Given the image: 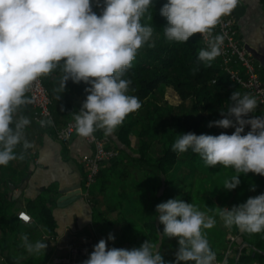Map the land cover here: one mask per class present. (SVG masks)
Returning a JSON list of instances; mask_svg holds the SVG:
<instances>
[{"label": "clouds", "instance_id": "obj_1", "mask_svg": "<svg viewBox=\"0 0 264 264\" xmlns=\"http://www.w3.org/2000/svg\"><path fill=\"white\" fill-rule=\"evenodd\" d=\"M95 3L99 14L93 11V0H0V166L23 161L27 150L34 146L25 131L31 120L21 114V109L32 103L27 93L34 82L56 70L61 73L53 89L57 100L68 80L90 85L84 89L87 95L79 112L72 114L75 131L81 137H91L98 130L108 136L130 113L141 108L139 98L129 94L132 82L124 75L140 49L156 46L154 27L141 23L152 9L153 0ZM238 3L239 0H167L160 9L167 19L163 36L169 43H186L194 34H201L207 47L199 50L198 61L210 67L221 55L225 39L224 34L214 35V29ZM148 18L152 19L150 15ZM198 70L194 68L193 74ZM257 107L256 96L234 91L227 109L221 110L223 118L208 125L234 128L231 135L177 134L172 151L191 149L207 167L234 169L238 175L225 181L226 190L240 184L241 173L264 176V116L245 119ZM38 123L48 127L53 122L42 119ZM246 125L251 126L247 133ZM18 146L22 148L19 155ZM217 208L225 227H236L248 234L264 232V194L249 197L231 209ZM156 211L163 225L161 237L178 239L175 261L168 264H214L216 253L203 231L214 227L213 217L178 198L159 203ZM21 240L29 253L38 254L47 248L45 242H29L27 235H22ZM107 240L114 241L115 236L110 233ZM107 240L102 238L94 245L82 264H166L158 244L149 240L132 249L109 248Z\"/></svg>", "mask_w": 264, "mask_h": 264}, {"label": "trees", "instance_id": "obj_2", "mask_svg": "<svg viewBox=\"0 0 264 264\" xmlns=\"http://www.w3.org/2000/svg\"><path fill=\"white\" fill-rule=\"evenodd\" d=\"M167 0H153V7L142 18L141 23L154 27L153 40L155 47L145 45L138 51L132 67L125 73L124 78L131 80L130 95H135L141 102V108L130 113L123 124L115 132L108 135L116 139L113 146L119 154L105 163L90 191L88 201L92 203L94 215L103 217L100 210V199L106 205V213H117L118 218L112 224H119L122 235L121 245L139 248L145 241L160 245L159 251L169 247L176 254L179 244L177 238L161 237L163 225L160 224L156 206L168 199H184V187L191 177L204 173L207 167L198 154L189 149L178 153L172 151V144L177 134L195 133L219 135L224 132L231 135L234 128L209 127V122L223 118L221 110H226L230 103L231 94L243 90L233 84L228 76L220 69L215 58L210 67L198 61V52L203 48L202 43L194 34L186 43H169L163 36V28L167 19L160 14V9ZM93 11L99 14L100 8L96 7L93 0ZM149 15L152 19H149ZM198 71L193 74V69ZM61 73L54 71L47 77H42L43 85L52 98L51 112L53 123L48 127H41L35 121V112L30 104L21 109V114L31 120L26 128V138L33 143L28 149L23 161L13 160L7 167L0 166V227L5 230L15 202L12 200L11 185L17 186L25 182L32 173L37 150L42 145L46 134L55 136V129L73 121V113L79 112L83 101L86 99L84 89L90 85L79 84L68 80L66 90L57 100L53 91L58 86ZM168 87H173L180 95L182 103L178 106L170 105L165 98ZM134 89V91H132ZM29 96V94L27 93ZM261 115L259 106L251 116ZM251 127L245 126V133ZM137 132V133H136ZM100 138L107 137L102 130L96 131ZM139 138V147L136 154L131 152V135ZM56 137V136H55ZM114 140V138H113ZM130 150V151H129ZM22 151L17 147L16 153ZM226 169V168H225ZM234 171V169L227 168ZM260 186L259 194H264V176L248 173ZM93 187V186H92ZM91 187V188H92ZM195 203L199 207V197ZM56 202V201H55ZM32 201L30 208L36 210L34 222H43L47 232L43 241L48 244L50 238L54 239V223L51 210L46 202ZM17 220L20 221L17 217ZM21 222V221H20ZM22 223V222H21ZM111 224V225H112ZM232 233L240 235L238 245L248 244L246 248L254 249L253 255L264 253V232L248 234L240 232L236 227L231 228ZM210 237V236H209ZM227 237L223 231L218 238L210 237L214 247L212 250L221 257L218 245ZM11 244L6 235L0 237V251L4 261L0 264H23L16 254H7V247ZM217 250V251H216ZM18 251V250H16ZM253 255H240L234 258L231 264H246V260ZM175 256L173 257V262ZM238 261V262H237ZM183 264V262H181ZM194 264V262H188Z\"/></svg>", "mask_w": 264, "mask_h": 264}, {"label": "crops", "instance_id": "obj_3", "mask_svg": "<svg viewBox=\"0 0 264 264\" xmlns=\"http://www.w3.org/2000/svg\"><path fill=\"white\" fill-rule=\"evenodd\" d=\"M241 2L246 10L238 23L240 34L246 44L264 55V0H241ZM232 14L234 13L232 12ZM91 153L92 148L77 133L67 145L58 141L53 135H44L42 145L37 150L31 175L25 182L20 183V187L18 184L15 190H12L11 197L15 204L10 218L6 222L8 226L5 230L0 227V237L6 235L11 241L7 247V254L13 255L19 252L18 257L25 261L23 264H53V257L65 256L70 247L88 246L93 248L102 238L107 240L110 233L115 236V240H107L109 248H133L121 245V227L117 223L111 225L116 222L118 217L110 219L103 213V217L96 219L92 203L88 199L82 198L68 206L57 205L60 197L67 193L69 196H73L76 192H73L72 189L79 183L83 185L85 171L82 158ZM32 201L40 202V206L42 202H46L51 210L54 223L55 238L53 240L50 238L45 251L41 250L38 254L28 251L22 252L18 249L21 244L23 245L22 235H27L29 242L33 244L37 241L44 242L43 236L48 239L47 232L43 228V222L24 224L17 220L18 213L21 211L29 213L34 220L36 210L30 208ZM102 206L99 207L101 212L104 209ZM224 243L225 240L218 245L219 252L224 250ZM158 247L160 248V245ZM241 247L239 246L238 252ZM246 247L242 254L245 256L255 254L254 249ZM160 253L166 264L173 262L175 252L169 247ZM3 256L0 251V261H4ZM246 264H264V253L253 255L252 259L246 260Z\"/></svg>", "mask_w": 264, "mask_h": 264}, {"label": "built area", "instance_id": "obj_4", "mask_svg": "<svg viewBox=\"0 0 264 264\" xmlns=\"http://www.w3.org/2000/svg\"><path fill=\"white\" fill-rule=\"evenodd\" d=\"M215 34L225 35L221 55L216 58L221 71L228 76L233 84L239 86L244 93H251L257 97L258 106L261 110V115L259 116H264V80L258 72V61L246 48V42L240 34L239 24L235 15L231 14L223 17L221 23L214 29ZM197 36L203 48H206V42L201 34L197 33ZM259 67H262V65L260 64ZM28 94L32 99L30 105L35 112V121L37 123L42 119H50L53 121L51 112L52 98L49 91L43 85L41 78L34 82ZM247 126L251 127L250 125ZM75 135L74 121L55 129L57 140L66 145L72 141ZM83 138L92 148V153L82 158V165L85 171L82 195L83 198L88 199L90 197L91 187L95 183L102 166L115 159L119 152L109 144L107 138H100L96 132L91 137ZM85 188L87 191H85ZM25 217H28V219L25 220ZM18 219L24 224H32L34 222L32 216L26 211L19 212ZM239 240L240 235L229 233L221 257L216 255L214 264H224L225 260H227V264H231L232 259L238 258ZM92 251V247L72 246L65 256H55L52 262L53 264H82L84 260L88 259Z\"/></svg>", "mask_w": 264, "mask_h": 264}, {"label": "rangeland", "instance_id": "obj_5", "mask_svg": "<svg viewBox=\"0 0 264 264\" xmlns=\"http://www.w3.org/2000/svg\"><path fill=\"white\" fill-rule=\"evenodd\" d=\"M259 65L260 64L257 62L258 72L260 74V77L264 80V68L259 67ZM165 98L166 101L172 106H178L182 103L180 95L175 91L173 87L167 88ZM130 137L132 141L131 152L136 154L139 147V138L135 134H132ZM104 138H107L111 146H115L117 144L115 142L116 139L113 136H107ZM203 172L204 173L199 172L198 174H196L197 176L194 175V177H190L188 179L186 186L183 188V193L186 196L183 200H181L186 203H192L198 210L205 212L207 216L213 217L215 219L216 223L214 227L203 230L212 249L214 247V244L210 240L211 236L212 238H218L220 236V233L223 231V233H225L227 237L228 234L232 232L231 229L225 227L223 220L218 215L217 207L231 209L233 206H238L242 203H245L249 197L260 195V186L257 181L253 179V177L241 173L239 174L240 184L233 190H226L223 188L224 183L226 180H229L233 176L238 175L235 171L225 169L221 165H217L215 167H206ZM94 189L95 185H93L90 191L92 192L94 191ZM85 191H87L86 188ZM196 196H198L200 200L199 207L194 202V198ZM102 200L103 199L101 198L100 205H103L102 207L104 208L102 209V212L104 211L103 213L106 214L110 219H115V217H118L117 213H106L107 207H105ZM95 218L97 219L96 215ZM224 244H226V239ZM18 249L22 252H27L22 244ZM215 253L217 254V252Z\"/></svg>", "mask_w": 264, "mask_h": 264}, {"label": "water", "instance_id": "obj_6", "mask_svg": "<svg viewBox=\"0 0 264 264\" xmlns=\"http://www.w3.org/2000/svg\"><path fill=\"white\" fill-rule=\"evenodd\" d=\"M245 10H246L245 6L241 2V0H239L237 8L233 11L238 23H239L240 19L244 16ZM246 48L254 56V58L256 60H258L259 63H261V65L264 68V55L259 53L255 48H253L252 46H250L248 44H246ZM20 186H21V184L18 185V187H20ZM15 188H16V186L11 185V190H15ZM72 191L76 192V194H74L73 196H69L68 193L65 194L64 196H62L58 199L57 205L58 206H68V205H71V204H73V203H75V202H77L83 198L82 185L80 183L75 188H73ZM245 246H248V244H244L240 248V251L238 254V259L241 255L242 251L244 250Z\"/></svg>", "mask_w": 264, "mask_h": 264}, {"label": "snow or ice", "instance_id": "obj_7", "mask_svg": "<svg viewBox=\"0 0 264 264\" xmlns=\"http://www.w3.org/2000/svg\"><path fill=\"white\" fill-rule=\"evenodd\" d=\"M25 219H27V217H25Z\"/></svg>", "mask_w": 264, "mask_h": 264}]
</instances>
